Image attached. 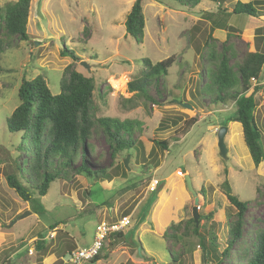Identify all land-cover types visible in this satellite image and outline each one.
Masks as SVG:
<instances>
[{
    "label": "rangeland",
    "instance_id": "1",
    "mask_svg": "<svg viewBox=\"0 0 264 264\" xmlns=\"http://www.w3.org/2000/svg\"><path fill=\"white\" fill-rule=\"evenodd\" d=\"M8 1L14 0H0V7ZM135 1L32 0L30 39L15 37L17 45L1 53L0 264H20L24 258V264H43L39 259L43 254L34 245L39 234L47 246L45 261L52 253L58 257L65 245L68 249L61 252L63 264H73L70 248L91 246L98 224L120 220L125 215L131 218L125 230L128 240L117 243L110 249L109 258L96 264H122L129 260L138 264H246L243 250L251 247L256 231L264 228V162L255 165L242 124L229 121L235 113V100L213 102L215 94L204 92L203 87L210 82L208 69H214L218 62L210 61V51L219 54L224 43L231 46L235 52L231 65L236 68L247 52V41L251 48H264V39L249 37L255 36L258 28L263 30L264 16L260 19L234 14L229 19L234 31L228 34L227 29L218 28L211 41L213 24L205 14L218 12L219 7L231 11L237 0H225L221 6L202 0L194 9L173 0H143L145 38L138 44L126 30L127 15ZM65 46L77 60L62 55ZM172 56L175 63L169 74L150 87L155 101L136 100L128 83L139 72L143 59L158 62ZM70 63L95 78L98 117L141 122L134 133L140 153H128V177L116 176V165L123 163L128 154L122 151L113 158L104 133L97 131L90 140L95 150L89 151L87 161L93 168L108 167L113 173L111 180L98 182L80 174L70 181L53 183L48 194L36 196L34 202L25 201L9 185L7 175L18 173L22 178L20 166L26 165L27 146L20 133L8 130L7 119L20 104L18 90L23 78L44 74L52 92L58 94L63 71ZM256 83L253 81V85ZM262 83L255 96L259 104L257 118L264 134V68ZM225 125L229 126L226 160L218 146L219 129ZM166 139L170 150L155 143ZM187 173L200 197L199 213L214 212L210 220L202 222L201 233L209 243V229L215 230L220 252L228 245L230 221L222 183L229 179L234 193L249 202L244 236L233 247L231 256L221 258L219 263L205 257L198 237L191 241L193 249L186 252L182 242L177 243L168 235L172 223L193 216L195 200L187 189ZM147 177L151 178L149 182ZM161 180L165 183L152 203L154 188ZM25 213L28 216L19 219ZM57 221L62 223L52 230L51 225ZM18 248L22 250L11 260ZM54 264H58L57 260Z\"/></svg>",
    "mask_w": 264,
    "mask_h": 264
},
{
    "label": "trees",
    "instance_id": "2",
    "mask_svg": "<svg viewBox=\"0 0 264 264\" xmlns=\"http://www.w3.org/2000/svg\"><path fill=\"white\" fill-rule=\"evenodd\" d=\"M173 1L192 9L202 2V0ZM210 1L219 6L225 2V0ZM263 5L264 0H250L249 2L237 0L231 11L228 8L219 7L218 12L206 13L205 17L213 24L209 40H215L213 33L218 28L227 29L228 34L234 31L235 28L229 23L233 14H247L251 18L262 19L264 16ZM31 6L32 0H14L5 2L0 7V55L6 49L17 45L15 37L25 41L30 39L28 28ZM145 28L146 17L143 0H136L127 15L126 30L138 44H142L145 38ZM85 32L87 33L88 30L85 29ZM256 38L264 39V27L263 30L259 28L256 30ZM247 46L248 50L243 60L236 64V68L231 65V58L235 56L231 46L224 43L219 54L215 50L210 51V61L218 62L215 63L214 69H208L210 82L205 84L203 90L206 93L213 92L215 94L216 97L213 102L235 100V113L229 121L242 124L245 143L255 165L259 166L264 162V134L257 118L259 104L255 95L263 85L264 48H251L250 42H247ZM229 51H232L231 55H229ZM62 55H71L75 60L78 58L67 46L62 51ZM174 63V56L158 62H154L148 57L144 58L139 72L128 83L129 90L135 92L136 100L155 101V98L150 94V87L157 83L162 76H167ZM253 79L257 81L256 85H253ZM60 87L61 91L54 94L44 74H39L33 79L23 78L18 90L20 104L7 119L8 130L13 133H20L27 146V154L24 160L26 165L20 166L22 178L18 176V173L7 175L9 185L25 201L34 202L36 196L47 195L53 183L61 180L70 181L80 174L98 182L111 180L113 173L108 167L93 168L87 161L89 151L95 150V146L90 143V140L97 131L104 133L112 149L113 158H116L118 153L122 151H126L127 154L130 152L131 155L134 152L135 154L140 153L138 140L134 138V133L136 127H141V122L96 115V81L94 77L84 75L78 71L75 63H70L63 71ZM130 101L134 102V99ZM190 122L192 123V120ZM189 131H184V133ZM155 143L160 145L163 150H170L167 139L156 140ZM140 145L143 146V143ZM18 148L21 152L24 151L22 145ZM152 152L154 153V150ZM79 161L81 163L76 165ZM157 163L158 161L155 164L157 165ZM115 170L116 176L128 177L130 174L124 162L117 164ZM150 180L151 178L147 177L146 182ZM164 183L165 180L156 183L152 203L157 200V194ZM221 187L228 200L226 213L230 220L227 230L228 245L222 252L219 250V237L215 230L209 229V243L205 235L201 233L202 222L210 220L213 217V211L207 215L200 213L198 223L193 216L172 223L169 228L170 234H168L175 242H182L185 251L186 249L188 251L193 249L191 241L198 237L202 242L198 246L203 249L205 257L209 258L210 261L214 259L218 263L221 262V258L230 257L235 244L243 238L245 215L249 209V202L243 201L234 193L229 179H226ZM144 217L145 215L142 220ZM117 221L119 220L113 222ZM61 223V221H57L50 228L52 230L57 229ZM129 226L112 232L105 240L98 255L86 262L96 264L102 259L109 258L112 248L117 243L128 240L125 230ZM40 235L34 241V245L42 252L43 255L40 256L42 261L47 246L44 236ZM108 239L109 242H107ZM189 245L190 249L187 248ZM63 246L64 248L59 251L58 264H63L61 252L68 247ZM75 249L72 247L68 250L70 255ZM242 254L246 264H264V228L256 231L255 240L251 247L244 249ZM173 258L175 262L178 261L176 254ZM8 259L10 260V258ZM122 264L138 263L129 260Z\"/></svg>",
    "mask_w": 264,
    "mask_h": 264
},
{
    "label": "built area",
    "instance_id": "3",
    "mask_svg": "<svg viewBox=\"0 0 264 264\" xmlns=\"http://www.w3.org/2000/svg\"><path fill=\"white\" fill-rule=\"evenodd\" d=\"M253 81H256L253 79ZM131 224V218L124 216L117 222L102 221L97 225L93 244L89 247L77 248L72 251L70 260L73 264H82L93 259L100 252L105 240L115 231H119ZM33 249L31 248L30 251Z\"/></svg>",
    "mask_w": 264,
    "mask_h": 264
},
{
    "label": "water",
    "instance_id": "4",
    "mask_svg": "<svg viewBox=\"0 0 264 264\" xmlns=\"http://www.w3.org/2000/svg\"><path fill=\"white\" fill-rule=\"evenodd\" d=\"M83 65H86L85 61L83 62ZM87 67L90 68L89 66H87ZM185 106L193 109V106L190 104H185ZM228 132H229V126L225 125L219 129V133H218V146L220 148V155L224 160L229 158V156H228L229 148H228L226 141H225ZM129 159H130V154H128L123 159L124 165L128 171L130 170ZM185 180H186V184H187V189L193 195L194 200H195V205L193 206V217L195 218V221L198 223L199 218H200V213L198 211L200 209V207H199L200 197H199L198 193L195 191L194 186H193V182H192V178L190 177V175L188 173L185 175ZM27 216H28V213H25V214L21 215L19 217V219H23Z\"/></svg>",
    "mask_w": 264,
    "mask_h": 264
},
{
    "label": "crops",
    "instance_id": "5",
    "mask_svg": "<svg viewBox=\"0 0 264 264\" xmlns=\"http://www.w3.org/2000/svg\"><path fill=\"white\" fill-rule=\"evenodd\" d=\"M236 3V2H235ZM234 15V14H233ZM232 15V16H233ZM231 16V17H232ZM264 18V17H263ZM256 31V30H255ZM255 34H256V32H255ZM249 37H253V38H256V35L254 36H249ZM248 42V41H247ZM248 47V46H247ZM255 47V46H254ZM248 50V49H247ZM30 248H31V246H30ZM22 250V248H18L17 250H15L14 252H13V254H12V259H16V257H17V255H18V253L20 252ZM30 250V249H29ZM33 252V251H32ZM41 256V255H40ZM45 258H46V256H43V260L41 261L43 264H54L55 262H56V260H57V262H58V257H57V255L55 254V253H52V255H50V258H49V261H45ZM39 259H40V257H39ZM25 262H27V260L24 258L21 262H20V264H24Z\"/></svg>",
    "mask_w": 264,
    "mask_h": 264
},
{
    "label": "bare ground",
    "instance_id": "6",
    "mask_svg": "<svg viewBox=\"0 0 264 264\" xmlns=\"http://www.w3.org/2000/svg\"><path fill=\"white\" fill-rule=\"evenodd\" d=\"M120 83H121V81H120Z\"/></svg>",
    "mask_w": 264,
    "mask_h": 264
}]
</instances>
